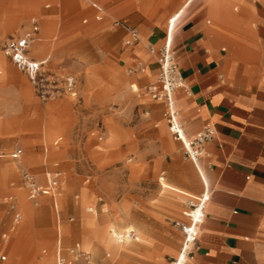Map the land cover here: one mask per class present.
I'll return each instance as SVG.
<instances>
[{"label": "rangeland", "instance_id": "374dc122", "mask_svg": "<svg viewBox=\"0 0 264 264\" xmlns=\"http://www.w3.org/2000/svg\"><path fill=\"white\" fill-rule=\"evenodd\" d=\"M154 1L148 14L157 10ZM46 2L52 5L44 8ZM83 9L79 0H0V39L27 33L30 18L38 17L42 41L36 50L45 43L51 52L57 43L50 70L73 73L78 81L76 98L62 94L41 101L27 77L0 54V253L7 255L4 264H56L57 248L70 264H165L182 240L173 221H189L182 212L186 198L194 197L181 198L164 184L199 195L202 183L183 144L169 133L162 104L142 88L155 78L128 74L132 60L112 19L97 21ZM18 149L20 158H12ZM26 169L41 180L61 171L58 213L49 196L28 199L21 175ZM27 205L29 225L17 237ZM15 212L21 214L17 222ZM126 225L144 232L147 243L134 240L132 232L125 244L120 236ZM111 226L119 250L108 234ZM76 243L89 252L88 262L69 253Z\"/></svg>", "mask_w": 264, "mask_h": 264}, {"label": "crops", "instance_id": "0c3cea01", "mask_svg": "<svg viewBox=\"0 0 264 264\" xmlns=\"http://www.w3.org/2000/svg\"><path fill=\"white\" fill-rule=\"evenodd\" d=\"M79 3L84 11L92 10L97 21L112 19V26L122 35V51L131 58V64L145 65L146 72L139 80L155 78L142 88L154 83L158 75V66L143 44L147 41L161 46L169 34L185 84L174 93L184 132L192 136L205 127L214 130L199 159L208 197L197 249L188 264H264V0H155L152 6L155 4L157 10L152 14L146 12L149 0ZM51 5L46 2L44 8ZM113 20L136 28L141 41L124 46L127 34L113 25ZM33 22L38 32L30 55L46 59L51 68L50 53L58 44L52 43L51 52H47L50 45L45 43L40 47L45 51L36 50V42L42 41L41 22L31 17L28 29ZM23 34L21 31L5 38ZM157 102L163 106V116L165 106ZM35 177L40 184L45 183V177ZM200 182L201 194V178ZM168 192L181 198L192 195L193 199L186 198L191 201L200 197L172 183ZM55 203L52 201L58 213ZM130 231L134 235L138 232L124 230ZM57 237L60 242L58 226Z\"/></svg>", "mask_w": 264, "mask_h": 264}, {"label": "built area", "instance_id": "2783aa9c", "mask_svg": "<svg viewBox=\"0 0 264 264\" xmlns=\"http://www.w3.org/2000/svg\"><path fill=\"white\" fill-rule=\"evenodd\" d=\"M171 24V20L169 21ZM113 25L123 28L127 34L123 40V45L130 47L141 41V37L136 28L129 26L122 20H113ZM38 25L33 22L29 31L20 36H11L0 40V54L10 59L15 68L24 74L30 82L34 92L41 101L54 99L62 94H67L76 98L78 96L77 78L73 73H66L59 76L56 72L50 70L46 59H35L30 55V48L36 39ZM145 49L154 58L158 66V76L154 83L146 85L143 90L153 100L162 102L165 106L163 118L167 124L169 133L173 139L179 140L186 147L183 139V127L179 119V113L175 106L174 93L177 89L185 88L184 80L179 69V65L172 50L170 35L167 34L163 44L155 47L150 43H146ZM145 65L141 62L134 63L129 69L128 74L135 72H144ZM214 130L211 127H205L190 137L188 145L192 151L185 150L188 157L195 164V158H200L205 150L206 142L213 138ZM21 150L12 153L14 159L20 158ZM22 185L26 189L28 199L35 200L40 196H49L54 205H56V196L59 193V183L61 179V171L45 173V183L40 184L35 175L29 170H22ZM163 178V177H161ZM202 198L194 201H187L188 208L182 213L188 217V222L174 220L173 225L182 233V240L176 256L171 257L165 264H188L193 256V252L197 249L196 240L198 229L203 221L204 212L197 217L192 218V210L198 206L204 211L207 200L206 189L202 194ZM21 218L19 212L14 213V221L17 222ZM132 231L130 232V235ZM3 241L8 240V235H3ZM59 243V240H57ZM69 253L75 259L82 257L84 261L90 260L89 252L80 250L79 244H74L69 248ZM6 261V255L0 253V264ZM61 255L60 250H56V264H70Z\"/></svg>", "mask_w": 264, "mask_h": 264}, {"label": "bare ground", "instance_id": "6f19581e", "mask_svg": "<svg viewBox=\"0 0 264 264\" xmlns=\"http://www.w3.org/2000/svg\"><path fill=\"white\" fill-rule=\"evenodd\" d=\"M143 45H144V48H145L146 43H144ZM84 57H85V56H84ZM156 64H157V63H156ZM91 66H92V65H91ZM144 72H145V70H144ZM141 73H142V72H141ZM95 76H96V75H95ZM130 87H131V89H132L133 91H138V90H139V87H138L135 83L130 84ZM175 106H176V108H177L176 102H175ZM177 110H178V108H177ZM178 113H179V119H180V122L182 123L179 110H178ZM182 127H183V131H184V126H183V124H182ZM182 136H183V139H184V143H185V145H186V147L184 146V149H185V150L188 149L189 151H192L191 146L188 145V142H189L190 138L187 137V135L185 134V132H183V135H182ZM194 165H195V167H196V169H197V172H198V174H199V176H200V178H201V180H202V182H203V184H204V191L202 192V194L205 192V189H206V193H207V186H206V183H205V180H204V176H203L202 170L200 169V166H199V158H195V164H194ZM160 180H163V178L160 177ZM173 185H174V184H173ZM168 188H170V184L165 183L163 189L167 190ZM168 190H169V189H168ZM199 198H202V195H200ZM187 201H188V200H187ZM189 201H191V200H189ZM193 201H194V200H193ZM29 212H30V207H29V205H27L26 208H25V213H26L25 222L23 223L21 229L18 231V233H17V237H18V234L20 235V234L24 233V232L27 230L26 228H27V225H29V222H28V219H26V218H27V214H28ZM201 212H204V211L200 210V208H199V206H198L195 210H192V213H191L192 218L197 217ZM67 229H68V228H64V229H63V235L66 234V232L68 231ZM130 229H132V230L135 231L134 226H132V225H126V227L124 226V230L129 231ZM13 231H14V228H13ZM130 232H131V231H130ZM130 232H124V234L120 236L122 239L125 238V244H128V243L130 242V240L133 239V238H131ZM9 234H10V233H9ZM108 234H109V236L113 239V242L116 244V248H118V250H119L120 247H121V245H119V242H121V241H117L118 239H115V238H117L119 235L115 232L113 226L110 227V230H109V233H108ZM123 237H124V238H123ZM147 237H148V236H147ZM147 237H146V235H145L144 232H142V231H138V232L135 233V235H134V240H136V241H138V242H142V243H145V242L147 243ZM122 241H123V240H122ZM142 243H141V244H142ZM20 245H21V242H20V240H19L18 243L16 244V248H15L17 254H20V253H21ZM144 245H145V244H144ZM88 246H89V245H88ZM177 253H178V252H177ZM20 256H21V255H20ZM116 256H117V255H116ZM40 264H49V263H47V262H43V263H40Z\"/></svg>", "mask_w": 264, "mask_h": 264}]
</instances>
